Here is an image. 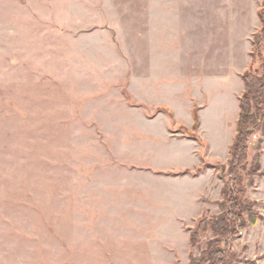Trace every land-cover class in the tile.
I'll list each match as a JSON object with an SVG mask.
<instances>
[{
	"label": "rangeland",
	"instance_id": "rangeland-1",
	"mask_svg": "<svg viewBox=\"0 0 264 264\" xmlns=\"http://www.w3.org/2000/svg\"><path fill=\"white\" fill-rule=\"evenodd\" d=\"M209 1L143 11L111 9L143 0H0V264L200 256L211 234L194 248L189 236L219 214L230 180L243 90L234 73L249 66L264 2L229 0L224 10ZM214 70L224 85L209 81ZM158 72L174 81L157 83ZM193 104L198 142L170 131H190ZM253 131L236 172L259 218L229 240L233 264H264V135ZM258 146L260 170L249 176Z\"/></svg>",
	"mask_w": 264,
	"mask_h": 264
},
{
	"label": "trees",
	"instance_id": "trees-1",
	"mask_svg": "<svg viewBox=\"0 0 264 264\" xmlns=\"http://www.w3.org/2000/svg\"><path fill=\"white\" fill-rule=\"evenodd\" d=\"M259 29L253 34L251 39L250 63L246 71L241 75L243 83V92L238 99V118L235 125V135L228 149L226 165L228 167L230 180L223 183L220 191L221 201L217 203L219 214L211 219H201L194 230L190 233V247L197 245L199 235L211 234V239L206 243L205 249L200 256L194 257L189 255L187 264H233L236 256L230 251L228 243L238 235L241 228L246 225H255L259 216L254 211L258 203L251 202L245 198V187L237 175L236 170L242 168L247 160L248 143L253 137L255 128L259 129L264 135V2L258 11ZM255 64H258L255 67ZM163 111L172 120L173 113L170 110ZM199 108L194 106L192 111L193 126L188 131L182 126H174L171 132H177L181 129L187 132L185 137L198 142L199 120L197 112ZM259 153L260 147L257 148V154L252 159V168L249 176H253L255 171H259ZM205 167L214 168L212 164L205 163ZM201 168L195 172L185 170L179 174L197 175ZM177 174V175H179Z\"/></svg>",
	"mask_w": 264,
	"mask_h": 264
},
{
	"label": "crops",
	"instance_id": "crops-1",
	"mask_svg": "<svg viewBox=\"0 0 264 264\" xmlns=\"http://www.w3.org/2000/svg\"><path fill=\"white\" fill-rule=\"evenodd\" d=\"M47 1H53V0H47ZM54 1H57V0H54ZM212 1L213 0L209 1V8L210 9L212 8V5L214 4V5H216L215 8L224 9V10L226 9L227 10L228 6L230 5L229 0H219L218 2L217 1L216 2H212ZM205 4H208V3H205ZM113 5H121V6H113V7H111V9H126V10L143 9V11H153L154 9H156L157 11H175V10L176 11H180V10L192 11V10H196L197 8L201 7L199 4H196L195 0H143V7L142 6L141 7L140 6H138V7L131 6L132 4H129V3H125V4H120V3L119 4H114L113 3ZM236 6H238V4ZM259 8H260V5L258 4L257 14H258ZM257 17H258V15H257ZM258 28H259V25L257 26V29ZM256 30H252V31L250 30L249 31L250 35L248 37H249L250 40H248V41L251 42L252 35L255 33ZM250 50H251V44H250ZM221 54H222V52H219V54L215 53V55H217V56H219V55L221 56ZM246 69L245 70L243 69L244 71H235L234 75H236V76L239 75L241 77V75L246 71ZM232 70H237V69H232ZM232 70H230V72L233 73ZM157 76H158V80L156 79L157 83L173 82L174 81L172 79V76H169L166 72H162V74L160 72H158ZM220 76L222 78H220L219 79L220 81H219L218 78ZM208 79H209V81L218 82L219 84H223L224 85V78H223L221 72H218L217 70L215 71L214 74H210L209 73ZM188 80H189V78H188ZM191 80H192V78H191ZM193 81H195L196 83H200L201 82V80L199 78H197V80H195L193 78ZM205 82H206V77L204 78L202 83H205ZM242 92H243V90H242ZM195 105L196 104H193V108H194ZM201 109L202 108H199V112L201 111ZM238 113H239V108H238ZM173 116L175 118V114L174 113H173ZM181 139H183V140H181V142L191 143V141H187L184 138H181ZM230 145H231V143H230ZM229 147H228V149H229Z\"/></svg>",
	"mask_w": 264,
	"mask_h": 264
}]
</instances>
